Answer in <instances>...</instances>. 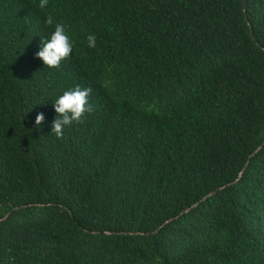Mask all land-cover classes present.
Listing matches in <instances>:
<instances>
[{
  "label": "trees",
  "instance_id": "16d2710c",
  "mask_svg": "<svg viewBox=\"0 0 264 264\" xmlns=\"http://www.w3.org/2000/svg\"><path fill=\"white\" fill-rule=\"evenodd\" d=\"M38 5L0 0V264H264V0Z\"/></svg>",
  "mask_w": 264,
  "mask_h": 264
},
{
  "label": "clouds",
  "instance_id": "9594fccd",
  "mask_svg": "<svg viewBox=\"0 0 264 264\" xmlns=\"http://www.w3.org/2000/svg\"><path fill=\"white\" fill-rule=\"evenodd\" d=\"M48 0H39V7L45 8ZM47 24L52 25L51 17H47ZM87 46L94 48L96 46L95 34H89L86 37ZM73 51V43L66 33L65 26L57 23L50 35L41 40L39 51L35 54L40 59L44 67L57 68L62 60L68 58ZM91 89L88 87L76 86L74 88L63 91L56 97L53 102V110L57 114L51 126V133L56 138H61L64 134V129L80 122L86 112H91L92 106L89 103ZM44 120L43 113H39L35 117V124L40 125Z\"/></svg>",
  "mask_w": 264,
  "mask_h": 264
},
{
  "label": "water",
  "instance_id": "95a60500",
  "mask_svg": "<svg viewBox=\"0 0 264 264\" xmlns=\"http://www.w3.org/2000/svg\"><path fill=\"white\" fill-rule=\"evenodd\" d=\"M244 2H245V0H244ZM262 146H263V145H262ZM262 146H261V147H262ZM261 147H260V148H261ZM213 194H214V193H213ZM18 209H19V208H15V209H13L12 211H10V212L6 215L5 218H3V219L0 220V221H4V220L8 217L9 214H11L12 212H14V211H16V210H18ZM186 212H187V211H186Z\"/></svg>",
  "mask_w": 264,
  "mask_h": 264
}]
</instances>
